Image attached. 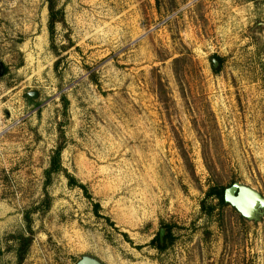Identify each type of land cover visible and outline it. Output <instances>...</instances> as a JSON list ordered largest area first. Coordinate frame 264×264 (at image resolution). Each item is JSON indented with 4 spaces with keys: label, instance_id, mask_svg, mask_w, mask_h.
Wrapping results in <instances>:
<instances>
[{
    "label": "rangeland",
    "instance_id": "374dc122",
    "mask_svg": "<svg viewBox=\"0 0 264 264\" xmlns=\"http://www.w3.org/2000/svg\"><path fill=\"white\" fill-rule=\"evenodd\" d=\"M56 1L52 36L0 0V264H264V216L208 196L264 197V0Z\"/></svg>",
    "mask_w": 264,
    "mask_h": 264
},
{
    "label": "trees",
    "instance_id": "16d2710c",
    "mask_svg": "<svg viewBox=\"0 0 264 264\" xmlns=\"http://www.w3.org/2000/svg\"><path fill=\"white\" fill-rule=\"evenodd\" d=\"M48 4V11H49V31L51 35H54L55 27L58 23H64L65 15L63 8H58L57 1L56 0H46ZM218 62L221 64V59L217 58ZM214 65V64H213ZM63 146L60 145L57 150L54 152L50 168L46 171L47 178H50L53 174L59 173L61 170V156H62ZM69 183L71 184H77L76 179L70 178ZM80 188L86 191V187L84 185H80ZM226 188H220V187H213L208 192L209 197H216L219 199L221 206H229L224 199V192ZM29 232H31V229L29 227ZM171 230L168 228L167 234L164 237V244L160 243V238H158V247L160 250H165L168 247V243L171 240ZM33 243V237H22L20 239V249L18 252V262L17 264H23L26 255L28 253V250L30 246Z\"/></svg>",
    "mask_w": 264,
    "mask_h": 264
},
{
    "label": "water",
    "instance_id": "95a60500",
    "mask_svg": "<svg viewBox=\"0 0 264 264\" xmlns=\"http://www.w3.org/2000/svg\"><path fill=\"white\" fill-rule=\"evenodd\" d=\"M218 61L214 60L217 67ZM33 99L38 97L37 93H29ZM225 202L233 207L243 218L257 221L264 216V197L253 188L240 183H233L224 192ZM162 237V235H161ZM76 264H103L99 259L86 255Z\"/></svg>",
    "mask_w": 264,
    "mask_h": 264
}]
</instances>
